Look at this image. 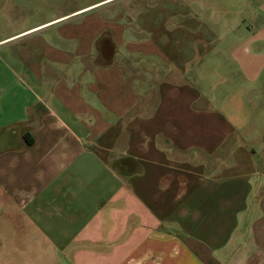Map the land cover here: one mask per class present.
Listing matches in <instances>:
<instances>
[{"label": "crops", "instance_id": "crops-1", "mask_svg": "<svg viewBox=\"0 0 264 264\" xmlns=\"http://www.w3.org/2000/svg\"><path fill=\"white\" fill-rule=\"evenodd\" d=\"M37 13L0 58V264H264V0Z\"/></svg>", "mask_w": 264, "mask_h": 264}, {"label": "rangeland", "instance_id": "rangeland-1", "mask_svg": "<svg viewBox=\"0 0 264 264\" xmlns=\"http://www.w3.org/2000/svg\"><path fill=\"white\" fill-rule=\"evenodd\" d=\"M86 0H0V58L16 45L17 38L5 39L20 30L34 24L39 10L51 12L58 6L76 7L83 5ZM37 10V11H36ZM0 68L5 69L0 64Z\"/></svg>", "mask_w": 264, "mask_h": 264}]
</instances>
